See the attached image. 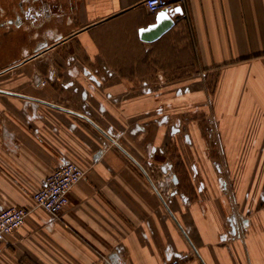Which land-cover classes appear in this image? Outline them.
<instances>
[{
    "label": "crops",
    "instance_id": "obj_1",
    "mask_svg": "<svg viewBox=\"0 0 264 264\" xmlns=\"http://www.w3.org/2000/svg\"><path fill=\"white\" fill-rule=\"evenodd\" d=\"M144 3L0 0V211H31L0 264H264V0H185L155 42ZM67 161L55 218L33 196Z\"/></svg>",
    "mask_w": 264,
    "mask_h": 264
},
{
    "label": "built area",
    "instance_id": "obj_2",
    "mask_svg": "<svg viewBox=\"0 0 264 264\" xmlns=\"http://www.w3.org/2000/svg\"><path fill=\"white\" fill-rule=\"evenodd\" d=\"M185 0H145V7L151 14L161 11L173 12ZM86 176V171L77 163L67 161L54 171L44 186L33 196L35 208L42 209L52 217H59L70 204L69 194ZM31 211L26 208L9 207L0 211V244L6 242L8 236L21 229Z\"/></svg>",
    "mask_w": 264,
    "mask_h": 264
},
{
    "label": "rangeland",
    "instance_id": "obj_3",
    "mask_svg": "<svg viewBox=\"0 0 264 264\" xmlns=\"http://www.w3.org/2000/svg\"><path fill=\"white\" fill-rule=\"evenodd\" d=\"M182 83H186V82H182ZM182 86V85H181ZM182 88H186L185 86ZM186 92V90H185ZM186 98H184L183 101H180L184 108H186V103H189V100H185ZM167 115H169L167 113ZM181 117V115H180ZM182 117L184 118V121L181 122L180 121V129H178L177 131V137L175 136L174 142H173V147L172 149H170V155L172 156V160H173V168L172 166L168 167L166 166L167 169L172 171H176L180 169L181 165L183 166V162L182 160H177V158H182L181 155L182 153H189L191 151V146H188L187 142L188 140H191L193 138V140L198 141L197 139L200 138L199 143L202 142V140H207L208 139V133H209V127L207 125V120H206V114L204 115V113L199 112V113H195V114H190V115H182ZM184 122V123H183ZM183 123V124H182ZM177 129H175L176 131ZM171 131L174 132L173 130L167 129V133ZM195 135V136H194ZM169 136V135H168ZM168 139H170L169 141L171 142V138L170 136L168 137ZM202 139V140H201ZM178 143V146H177ZM190 143V142H189ZM199 143L197 142V144H194V149L195 151H200L201 152V146L199 145ZM189 168L190 165L192 164H196V162L194 161H189ZM213 164L215 166V168L217 169L218 166H220L221 168V164L219 162H214ZM200 184L204 185V183L201 181ZM182 185V184H181ZM181 185L179 186V189L181 190ZM264 199V193L260 195V201H262ZM248 211H250L249 208H247ZM251 212H253V209L251 210ZM232 215H235L236 217H243L244 218H248L251 214H241V211L236 208L234 210L231 211Z\"/></svg>",
    "mask_w": 264,
    "mask_h": 264
},
{
    "label": "water",
    "instance_id": "obj_4",
    "mask_svg": "<svg viewBox=\"0 0 264 264\" xmlns=\"http://www.w3.org/2000/svg\"><path fill=\"white\" fill-rule=\"evenodd\" d=\"M177 9H179V11H177ZM161 13H164V16H161ZM176 14L183 15V9L177 7L173 12H168L166 10L159 12L156 24L146 30H141V40L143 42H155L161 39L175 27L176 21L174 17Z\"/></svg>",
    "mask_w": 264,
    "mask_h": 264
},
{
    "label": "flooded vegetation",
    "instance_id": "obj_5",
    "mask_svg": "<svg viewBox=\"0 0 264 264\" xmlns=\"http://www.w3.org/2000/svg\"><path fill=\"white\" fill-rule=\"evenodd\" d=\"M160 114H162V113H159V115H160ZM160 116H161V115H160ZM163 118H165V117H163ZM166 120H167V119H166ZM164 169H167L166 166H163L162 171H163ZM172 179H173V178H172ZM160 182H161V181H160ZM165 183L167 184V180H163V181L161 182V184H159V185H160V186H163Z\"/></svg>",
    "mask_w": 264,
    "mask_h": 264
},
{
    "label": "snow or ice",
    "instance_id": "obj_6",
    "mask_svg": "<svg viewBox=\"0 0 264 264\" xmlns=\"http://www.w3.org/2000/svg\"><path fill=\"white\" fill-rule=\"evenodd\" d=\"M177 11H179V9H177ZM160 15H161V16H164V13H161Z\"/></svg>",
    "mask_w": 264,
    "mask_h": 264
}]
</instances>
